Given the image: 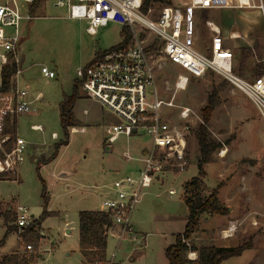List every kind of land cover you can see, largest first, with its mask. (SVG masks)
<instances>
[{
	"label": "rangeland",
	"instance_id": "rangeland-1",
	"mask_svg": "<svg viewBox=\"0 0 264 264\" xmlns=\"http://www.w3.org/2000/svg\"><path fill=\"white\" fill-rule=\"evenodd\" d=\"M165 1L154 4L153 16L174 2ZM207 21L220 27L226 38V47L235 55L238 75L247 81L256 78L257 66H264V16L257 10L203 11L198 16V49L202 52L210 44ZM87 26L86 21L68 19L66 8L57 7L56 0H44L34 18L21 23L19 49L24 64L21 65L20 82L28 87L32 98L41 92L43 99L34 106L36 115L31 116L33 113L18 120V134L26 141L25 161L16 175L9 174L0 182V260L21 248V253L38 255L32 264H82L80 211L99 210L107 190L97 187L114 183L119 177L117 171L128 174L139 166L134 162L126 163L125 151L136 156L140 148L150 145L144 134L131 138L122 136L112 145V152H107L106 126L119 119L108 109L100 108L102 122L86 125L84 132L69 133V144L61 146L52 159L56 145L65 139L59 117L60 103L64 95L72 93L78 81V69L123 41L122 27L118 24L99 28L94 36L87 33ZM236 33L240 37L231 39V34ZM145 40V44L154 43L156 47L151 34H146ZM242 49L251 51L244 62ZM154 61L159 96L170 101L175 95L177 77L186 72L162 55H155ZM42 66L54 70L56 77H44ZM210 95L216 107L208 131L221 148L214 152L212 162L204 166L205 183L208 192L221 184L219 200L225 206L233 207L230 221L238 222L234 236L238 240L230 239L224 247H236L252 240L253 249L245 254L244 264H264V120L247 95L212 73L202 79L190 78L186 90L176 93L174 104L190 107L202 119V110ZM161 114L164 120L179 122L177 108L163 107ZM38 124L44 127V132L31 129L32 125ZM200 124L188 137L185 172L170 175L163 185L155 183L148 190L138 206L149 202L147 213L135 224L136 209L132 218V235L138 240L132 242L127 238L119 242L115 235L108 236V258L115 253L116 261L121 264H168L165 250L174 244L176 235L182 233L186 225L188 209L183 200L184 184L198 175L197 130ZM53 133H57L58 140L52 139ZM116 165L121 167L115 170ZM61 173L66 175L60 176ZM43 184L47 188V205ZM171 189L177 193L173 197L168 195ZM17 205L29 210L32 222L40 220L45 211L51 213L37 228L40 232L38 250L29 252L25 248L32 243L23 242L22 236L26 233H21L16 226ZM221 221L227 222V219L222 216L202 217L199 230L192 238L198 237V244L210 245L209 239L215 236ZM253 222L257 224L253 225Z\"/></svg>",
	"mask_w": 264,
	"mask_h": 264
},
{
	"label": "built area",
	"instance_id": "built-area-1",
	"mask_svg": "<svg viewBox=\"0 0 264 264\" xmlns=\"http://www.w3.org/2000/svg\"><path fill=\"white\" fill-rule=\"evenodd\" d=\"M34 1L0 0V182L9 174L16 175L25 161L26 141L17 133V122L32 112L34 103L43 98L41 92L32 98L28 87L20 82V27L23 21L34 18L30 14ZM56 6L66 8L67 18L86 21L89 35H96L99 28L111 23L131 33L127 45L101 52L88 65L78 69L77 80L81 82L80 90L85 98L98 102L119 119L106 126L108 146L122 136L131 138L144 134L150 140L149 147L139 156L128 150L123 153L126 161L139 166L128 174H121L112 183L100 207L111 221L108 236L115 235L119 242L127 238L135 242L138 239L132 235L134 212L155 183L163 185L170 175L185 172L188 137L195 126L203 123L190 107L174 104L176 93L186 90L190 78L202 79L211 73L223 77L252 100L264 120V72L250 81L239 76L235 70V55L226 47V38L213 21L206 22L210 32L209 46L205 52L198 49V16L203 11L257 10L264 16V0H174L157 16H153V8L144 11V0H56ZM146 34L156 40L155 50H150L154 43L145 44ZM239 37L237 33L231 34V39ZM157 53L190 75L184 73L177 77L175 95L170 101L159 96L154 65ZM14 64L17 69L9 84H5V69ZM41 74L47 78L56 77L46 66L41 67ZM163 107L177 108L179 122L164 120ZM15 125L16 131L7 132L8 127L15 128ZM31 129L43 131L40 125H32ZM78 131L84 129L70 128V133ZM52 138L58 139L57 133H53ZM176 194L173 189L168 191L171 197ZM15 216L16 226L22 233L31 225L32 215L26 207L17 205ZM237 230L238 222L232 221L221 232V237L233 238ZM25 248L33 251L32 245ZM197 258L196 253H188L190 261H197ZM93 264L121 263L116 261L114 253L105 261Z\"/></svg>",
	"mask_w": 264,
	"mask_h": 264
},
{
	"label": "trees",
	"instance_id": "trees-1",
	"mask_svg": "<svg viewBox=\"0 0 264 264\" xmlns=\"http://www.w3.org/2000/svg\"><path fill=\"white\" fill-rule=\"evenodd\" d=\"M44 2V0H35L30 6V14L34 17L37 9ZM165 0H144V11L147 12L154 4L165 3ZM167 3L170 4L168 1ZM171 5V4H170ZM123 41L119 46L128 44L131 33L127 28L122 29ZM150 50H155V46L150 47ZM251 53L250 50H241L242 62H244ZM99 55V54H98ZM17 65L7 67L4 72V82L9 84ZM264 66L258 65L255 72L256 77L262 75ZM238 73V72H237ZM239 74V73H238ZM81 82L77 81L74 84L72 93L64 95L59 107L60 124L64 130V141L56 145V152L52 159L58 154V149L63 145L69 144L70 128L77 126V122L73 113V109L77 100L81 98ZM216 102L213 96L210 95L208 103L202 110L203 123L197 130V139L199 146V159H198V175L191 178L184 184L183 200L188 209L186 225L184 231L175 237L174 244L170 245L165 250V257L168 264H189L188 253L196 251L198 254L197 264H222L223 262L240 257L243 253L252 248V240H248L243 244L236 247H217V246H203L196 248L190 245L189 241L193 235L199 230L201 219L204 216H227L229 215V208L226 207L219 200V191L221 184L208 192L205 183L206 172L204 166L211 163L213 154L216 150L221 148V144L211 139L208 131V124L211 120L212 114L215 110ZM16 131L15 128L8 127L7 132ZM10 147L7 146V149ZM0 155H2L0 153ZM43 196L47 205V188L43 184ZM51 215L48 211L44 212L40 220H35L31 225L25 229L23 242L32 243L28 245L34 246L33 250H38V242L40 240V223L45 216ZM7 220V219H6ZM111 225L109 216L100 211H81L79 213V249L82 255V264H93L98 261H105L107 259V228ZM10 232V231H8ZM189 243V245L187 244ZM2 243H0L1 246ZM38 255H28L16 251L10 255L4 256L0 260V264H32Z\"/></svg>",
	"mask_w": 264,
	"mask_h": 264
},
{
	"label": "crops",
	"instance_id": "crops-1",
	"mask_svg": "<svg viewBox=\"0 0 264 264\" xmlns=\"http://www.w3.org/2000/svg\"><path fill=\"white\" fill-rule=\"evenodd\" d=\"M69 19V18H68ZM21 65L22 64H24V57H21ZM52 71H54V70H52ZM73 89V88H72ZM72 92V91H71ZM34 98V97H33ZM43 99V98H42ZM41 99V100H42ZM41 100H39V101H37V102H35L34 103V105H33V110H32V112H30L29 114H27V115H25V116H23V117H27V116H29V115H31V114H33V113H35L36 111H35V109H34V106H35V104H37L38 102H40ZM100 108H102V110L104 109V107L101 105V104H99L98 102H96V101H93V100H90V99H88V98H85L83 95H82V93H81V98L79 99V100H77V102L75 103V106H74V109H73V113H74V116H75V119H76V122H77V127L78 128H83L84 129V131H86V125H93V124H99L100 122H102L101 121V116H103V115H101V112H99V109ZM34 115H36V113L35 114H33V115H31V116H34ZM20 119V118H19ZM18 125H19V121L17 122V133L19 132L18 131ZM38 125H40V126H42L41 124H38ZM42 128H43V131H40V132H44V127L42 126ZM83 131V132H84ZM39 132V131H38ZM53 139V138H52ZM59 139V138H58ZM58 139H53V140H58ZM145 147H149L148 145H146V146H143L142 148H140V150H139V153H137L136 154V156H139L141 153H142V151H143V149L145 148ZM106 150H107V152H112V145L111 146H107L106 147ZM127 164H129V163H131V162H126ZM117 166V165H116ZM114 167L115 168V170H118L121 166L119 165V166H117V167ZM133 168V167H132ZM133 170V169H132ZM119 172H121L120 170L119 171H117V173H118V175L117 176H120L121 175V173L119 174ZM62 174H65V173H61L60 174V176H63ZM66 175V174H65ZM21 180V172L19 171V181ZM112 185V184H111ZM111 185H101V186H98L97 187V189H104V190H107V192H105V194L106 195H108L109 194V187L111 186ZM146 197V196H145ZM144 197V198H145ZM149 201V200H148ZM148 204H149V202L147 203V204H145V206H141V207H139V208H137V215L135 216V224L136 223H138V221H140L141 220V218L147 213V211H148V208L149 207H147L148 206ZM226 207H228L229 208V211H230V213H229V215H227V216H222L223 218H225V219H227V222H219V225H218V227L216 228V230H215V236L213 237V238H211V239H209L210 240V245H201V244H198V237H194V238H192L191 240H190V245H192V246H194V247H196V248H200V247H203V246H217V247H224L225 245V243L226 242H228L230 239H235V240H238V239H236L235 237H233V238H229V239H223L222 237H221V232L224 230V229H226L227 227H228V225H229V223L230 222H232V221H230V217H232V214H233V212H234V209H233V207L232 206H229V205H226ZM100 210V209H99ZM83 211H85V210H83ZM90 211H95V210H90ZM81 212V211H80ZM223 225V226H222ZM67 234L69 233V231H67L66 232ZM244 242H241L240 243V245L241 244H243ZM216 244H218V245H216ZM239 246V245H238ZM228 247V246H227ZM251 249H253V248H251ZM80 250V249H79ZM250 250V249H249ZM249 250H247V251H245L244 253H243V255L242 256H240V257H236V258H231V259H229V260H227V261H225V262H223L222 264H244V259H245V254L249 251ZM18 251H22L21 250V248L18 250ZM14 252H16V251H14ZM194 253H196V255L198 256V254H197V252L196 251H193ZM259 252H260V259H261V250H259ZM257 257H258V255H256ZM189 264H197L196 263V261H190V263Z\"/></svg>",
	"mask_w": 264,
	"mask_h": 264
}]
</instances>
